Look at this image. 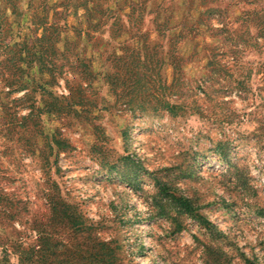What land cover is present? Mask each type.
<instances>
[{
  "label": "rangeland",
  "instance_id": "obj_1",
  "mask_svg": "<svg viewBox=\"0 0 264 264\" xmlns=\"http://www.w3.org/2000/svg\"><path fill=\"white\" fill-rule=\"evenodd\" d=\"M107 248L264 264V0H0V260Z\"/></svg>",
  "mask_w": 264,
  "mask_h": 264
},
{
  "label": "trees",
  "instance_id": "obj_2",
  "mask_svg": "<svg viewBox=\"0 0 264 264\" xmlns=\"http://www.w3.org/2000/svg\"><path fill=\"white\" fill-rule=\"evenodd\" d=\"M145 49H148V47L146 46L145 47ZM181 62H182V59H181ZM134 64H136V63H134ZM181 63H178V62H176V61H172V66H173V70H175V72H179V71H181L182 70V67L181 66H179ZM48 64H45V67L47 66ZM138 69V68H137ZM47 70H50V68L48 69L47 68ZM127 70H128V72L126 73V75H127V78H131V80L130 81H135L131 86H130V91H129V93H134V92H136L137 91V89H134V88H140V89H138V91L139 92H143V90L141 89L142 87H144V85H143V78H144V75H143V73H141V72H137V70H134L133 71V67L132 68H127ZM126 70V71H127ZM117 75V74H116ZM133 76H134V78H133ZM137 77V78H136ZM132 78L134 79V80H132ZM117 83V82H116ZM115 86H116V84H115ZM144 97V96H143ZM143 97H141V98H143ZM141 98L139 99V98H136V96L134 97V98H130L129 100H128V102H134L135 104H137L138 102H140V105H141V103L143 104L144 103V101H145V99L144 100H141ZM153 99H154V104H152V106H154V109H157V108H162V109H171V111L172 110H174V108H175V106L174 105H170L168 102H166V101H163V100H160V99H158L157 97H153ZM110 249H108L107 248V252L109 251ZM109 256L108 255H106L107 256V258H105L102 262H101V264H117L115 261H114V256L112 255V253H111V250L109 251ZM108 254V253H107ZM31 257H32V252H24V256H23V258H22V264H35V260H31ZM74 258H71V259H69V261H66V263L67 264H75V263H78L77 262V260H73ZM95 262H96V256H94L92 253L88 256V262H87V264H95ZM3 263V260H0V264H2ZM49 264H54L53 262H51V263H49Z\"/></svg>",
  "mask_w": 264,
  "mask_h": 264
}]
</instances>
